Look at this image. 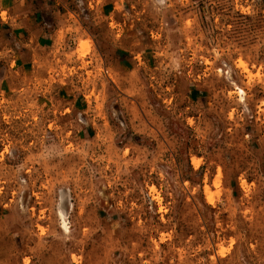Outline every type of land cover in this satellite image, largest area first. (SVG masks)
<instances>
[{
    "label": "rangeland",
    "instance_id": "1",
    "mask_svg": "<svg viewBox=\"0 0 264 264\" xmlns=\"http://www.w3.org/2000/svg\"><path fill=\"white\" fill-rule=\"evenodd\" d=\"M70 7L0 88V264H264V0Z\"/></svg>",
    "mask_w": 264,
    "mask_h": 264
},
{
    "label": "crops",
    "instance_id": "2",
    "mask_svg": "<svg viewBox=\"0 0 264 264\" xmlns=\"http://www.w3.org/2000/svg\"><path fill=\"white\" fill-rule=\"evenodd\" d=\"M70 2L0 0V88L15 87L26 94L39 84L34 79L39 44L66 26Z\"/></svg>",
    "mask_w": 264,
    "mask_h": 264
},
{
    "label": "bare ground",
    "instance_id": "3",
    "mask_svg": "<svg viewBox=\"0 0 264 264\" xmlns=\"http://www.w3.org/2000/svg\"><path fill=\"white\" fill-rule=\"evenodd\" d=\"M241 66L243 65L242 63L240 64ZM243 67V66H242ZM245 68V67H244Z\"/></svg>",
    "mask_w": 264,
    "mask_h": 264
}]
</instances>
